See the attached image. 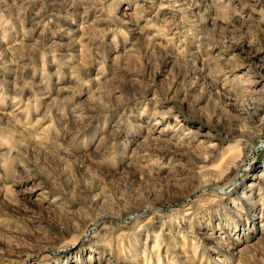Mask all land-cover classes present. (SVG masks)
<instances>
[{
  "label": "rangeland",
  "instance_id": "obj_1",
  "mask_svg": "<svg viewBox=\"0 0 264 264\" xmlns=\"http://www.w3.org/2000/svg\"><path fill=\"white\" fill-rule=\"evenodd\" d=\"M0 264H264V0H0Z\"/></svg>",
  "mask_w": 264,
  "mask_h": 264
}]
</instances>
